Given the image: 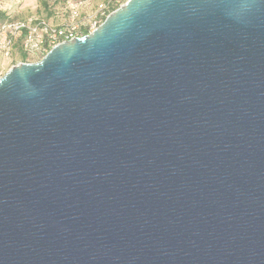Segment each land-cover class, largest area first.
Wrapping results in <instances>:
<instances>
[{
    "label": "water",
    "instance_id": "1",
    "mask_svg": "<svg viewBox=\"0 0 264 264\" xmlns=\"http://www.w3.org/2000/svg\"><path fill=\"white\" fill-rule=\"evenodd\" d=\"M0 264H264V0H128L0 76Z\"/></svg>",
    "mask_w": 264,
    "mask_h": 264
},
{
    "label": "built area",
    "instance_id": "2",
    "mask_svg": "<svg viewBox=\"0 0 264 264\" xmlns=\"http://www.w3.org/2000/svg\"><path fill=\"white\" fill-rule=\"evenodd\" d=\"M44 1L62 3L61 0ZM62 1L64 8H62L63 13L60 14V18L58 17V20H61L59 22L51 23L44 19L31 18L2 25L0 27V53L5 57H10L14 39L23 32L25 34L23 48L28 59L39 61L57 45L93 33L111 13L128 0L98 1L95 9L84 16L80 10L88 7L91 4L90 0Z\"/></svg>",
    "mask_w": 264,
    "mask_h": 264
},
{
    "label": "rangeland",
    "instance_id": "3",
    "mask_svg": "<svg viewBox=\"0 0 264 264\" xmlns=\"http://www.w3.org/2000/svg\"><path fill=\"white\" fill-rule=\"evenodd\" d=\"M91 4L87 7H84L80 10L82 16L86 15L87 12L95 9L98 1L102 0H90ZM57 3L54 8V16L60 18V14L62 12V8H64V2ZM11 9L13 16H20L23 19H31V18H40V19H48L53 12H49L48 8L44 6L42 0H0V11H5L7 9ZM58 13V14H57ZM17 60L21 61V58L18 55H13L10 57H5L0 53V76H3L13 65L12 61ZM33 59H30L31 61ZM33 62V61H31ZM35 62V61H34Z\"/></svg>",
    "mask_w": 264,
    "mask_h": 264
},
{
    "label": "trees",
    "instance_id": "4",
    "mask_svg": "<svg viewBox=\"0 0 264 264\" xmlns=\"http://www.w3.org/2000/svg\"><path fill=\"white\" fill-rule=\"evenodd\" d=\"M43 4L45 7L48 8L49 12H51V10H53V12L51 14H49L50 16H48V19H44L46 21H49L51 23H56L57 22V17L54 16V8L57 5L56 2H47L42 0ZM59 2V1H57ZM40 19V18H39ZM28 19H23L20 16H13L12 15V11L11 9H7L5 11H0V27L6 23H10V22H18V21H26ZM24 37L25 34L22 32L20 33L15 39H14V45H13V49H12V53L11 56L13 55H18L21 58V61L18 62L17 60L12 61V65L15 66L19 63H27V62H31L28 61V56L26 54V52L24 51L23 48V42H24ZM38 61V60H37ZM35 61V62H37ZM34 62V61H33ZM12 66V67H13Z\"/></svg>",
    "mask_w": 264,
    "mask_h": 264
},
{
    "label": "crops",
    "instance_id": "5",
    "mask_svg": "<svg viewBox=\"0 0 264 264\" xmlns=\"http://www.w3.org/2000/svg\"><path fill=\"white\" fill-rule=\"evenodd\" d=\"M59 21H61V20H58V19H57V22H59Z\"/></svg>",
    "mask_w": 264,
    "mask_h": 264
}]
</instances>
